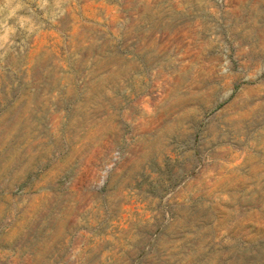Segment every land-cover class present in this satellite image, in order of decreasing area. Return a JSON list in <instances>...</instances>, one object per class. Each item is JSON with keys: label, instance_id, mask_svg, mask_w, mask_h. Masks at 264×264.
<instances>
[{"label": "rangeland", "instance_id": "1", "mask_svg": "<svg viewBox=\"0 0 264 264\" xmlns=\"http://www.w3.org/2000/svg\"><path fill=\"white\" fill-rule=\"evenodd\" d=\"M0 264H264V0H0Z\"/></svg>", "mask_w": 264, "mask_h": 264}]
</instances>
